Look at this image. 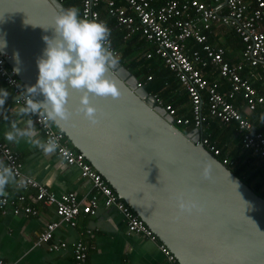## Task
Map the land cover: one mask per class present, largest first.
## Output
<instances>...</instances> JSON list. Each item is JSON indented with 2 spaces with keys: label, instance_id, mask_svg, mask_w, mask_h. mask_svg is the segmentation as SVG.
I'll list each match as a JSON object with an SVG mask.
<instances>
[{
  "label": "water",
  "instance_id": "95a60500",
  "mask_svg": "<svg viewBox=\"0 0 264 264\" xmlns=\"http://www.w3.org/2000/svg\"><path fill=\"white\" fill-rule=\"evenodd\" d=\"M57 0H0V50L23 88L37 82L36 60L52 37ZM19 53L17 65L13 54ZM108 76L118 98L90 97L99 123L74 116L57 130L175 256L177 264H264V200L201 144L198 129L182 133L174 118L118 61ZM80 93L70 90L69 108ZM43 99L42 96L37 97ZM102 114V115H100ZM209 168L210 179L202 177ZM202 211L181 212L177 197Z\"/></svg>",
  "mask_w": 264,
  "mask_h": 264
},
{
  "label": "built area",
  "instance_id": "2783aa9c",
  "mask_svg": "<svg viewBox=\"0 0 264 264\" xmlns=\"http://www.w3.org/2000/svg\"><path fill=\"white\" fill-rule=\"evenodd\" d=\"M253 2L254 7H251ZM101 11L105 12L106 18H101ZM80 15L89 20H101L106 25L108 20H114L123 32V42L139 35L149 46L144 57L159 58L174 74L188 97L190 117H178L176 109L153 95L156 106L174 118V126L198 129L200 137L197 144H201L215 158L221 155L220 149L204 137V127L211 119L221 127L234 126L242 149L264 164V122L261 120L264 116V93H259L255 87L258 84L264 90V0H81ZM214 27L229 28L240 39V62L230 63L222 46L208 43L207 33ZM190 42L199 45L200 49L190 50ZM111 48L118 60L120 53L113 47L112 40ZM208 69L216 73V79L206 73ZM0 79L11 90L13 98L24 89L1 55ZM148 81L151 77H147ZM144 85L140 81L137 83L138 88ZM222 86H226L225 91H222ZM205 108L207 115L204 114ZM257 113L259 119L254 117ZM33 119L44 140L49 135L56 136L63 149L56 155L64 160L65 165L76 167L80 176L90 181L94 193L83 200H79L74 192L56 197L46 187L26 177L17 154L0 141V161L11 166L18 176L27 181L25 187L17 188L20 191L17 197H0L3 213L8 205L12 207L13 214L31 216L37 215L33 204L53 207L58 221L45 225L38 245L52 242L60 222L75 228L79 216H95L100 207L119 211L125 219L128 234L159 241L84 156L73 149L63 132L55 127L45 128L35 117ZM65 152L68 153L66 158ZM220 162L224 166L230 164L228 158ZM30 190L35 192L26 195ZM23 202H27L26 206L19 209L16 204ZM66 246L65 242L52 243L49 250L64 249ZM159 249L170 264H177L175 256L165 245L161 243ZM72 259L73 264H89L84 242L77 241L72 245ZM0 264L12 263L0 256Z\"/></svg>",
  "mask_w": 264,
  "mask_h": 264
},
{
  "label": "clouds",
  "instance_id": "9594fccd",
  "mask_svg": "<svg viewBox=\"0 0 264 264\" xmlns=\"http://www.w3.org/2000/svg\"><path fill=\"white\" fill-rule=\"evenodd\" d=\"M49 29L53 35L51 38L43 37L46 47L36 60L37 82L30 87L25 86L23 91L12 97L15 107L11 111L15 112L16 118L10 121L9 130L4 133L6 141L14 144L23 141L45 156L63 149L55 135H49L46 140L40 137L33 117L45 128H59L74 116H83L94 126L99 123L98 110L92 106L90 97L115 99L120 95L115 82L108 76L118 60L111 48L110 29L103 21L81 18L79 9L72 6L62 8L53 17L52 26L44 30ZM6 47V41L0 40V50ZM13 59L17 65L21 63L19 53H14ZM20 70V67H15L13 72L19 74ZM70 90L81 94L79 105L74 110L69 108ZM9 95L7 90L0 89V117L6 120L8 110L4 105ZM38 96L43 97L42 101L37 99ZM261 120L264 122V116ZM67 156L65 152L64 157ZM201 174L203 179H210L207 166ZM26 183L24 177L0 161V197L8 195L6 189L25 187ZM177 206L181 212L203 210L195 202L184 201L182 196L177 197Z\"/></svg>",
  "mask_w": 264,
  "mask_h": 264
},
{
  "label": "crops",
  "instance_id": "0c3cea01",
  "mask_svg": "<svg viewBox=\"0 0 264 264\" xmlns=\"http://www.w3.org/2000/svg\"><path fill=\"white\" fill-rule=\"evenodd\" d=\"M203 1V0H201ZM218 28V27H214ZM212 31V32H211ZM209 35L215 31L211 29ZM207 33V34H208ZM226 32L214 33V41L209 44L220 45ZM208 37V36H207ZM218 42V43H217ZM220 43V44H219ZM189 49L194 50V43H189ZM147 48H145V53ZM241 49L225 53L226 59L236 64L240 62ZM213 79L216 73L211 69L206 71ZM226 90V86H222ZM0 89L7 90L10 95L5 101L8 119L0 117V141L14 151L23 165V174L44 187L56 197L74 192L79 200L87 199L94 191L89 180L83 179L76 167L65 165L56 154L45 156L39 150L30 147L23 141L19 144L5 140L4 133L9 130V124L15 119V107L12 92L0 79ZM240 102V101H239ZM259 119L258 114L255 115ZM209 126V125H208ZM37 128V127H36ZM208 127L205 126V132ZM40 137L43 139V135ZM7 197L13 198L20 191L13 187L6 189ZM27 194H33L30 190ZM27 202L16 204L20 209ZM37 215L24 213L13 214L8 205L3 213L0 209V256L12 264H73L72 245L77 241L84 242L88 250L89 264H170L161 253L159 241H151L141 235L128 234L123 215L114 208L100 207L95 216H79L75 228L60 222L54 233L52 242L37 244L40 233L49 222L58 221L53 207L33 204ZM88 231L91 233L89 234ZM65 242L66 248L49 250L52 243Z\"/></svg>",
  "mask_w": 264,
  "mask_h": 264
},
{
  "label": "trees",
  "instance_id": "16d2710c",
  "mask_svg": "<svg viewBox=\"0 0 264 264\" xmlns=\"http://www.w3.org/2000/svg\"><path fill=\"white\" fill-rule=\"evenodd\" d=\"M61 4L64 8L75 6L81 14V0H62ZM251 7H254V2ZM100 16L106 18L105 12L101 11ZM107 26L111 32L112 45L120 53L118 59L120 64L134 75L138 81L145 83L144 89L148 94L157 96L164 104L171 105L176 109L178 117H190L188 97L178 84L174 74L163 65L159 58L146 59L144 57L145 48H149L145 40L139 35H135L127 42H123L121 38L123 32L117 27L115 21L108 20ZM214 29L215 31L211 35L207 34L208 40L214 41V33L216 32L227 31L223 37L224 41L221 44L219 43L225 49V53L239 48L242 50L240 39L231 29L226 27L212 28V30ZM194 45L195 49H200L199 45ZM147 77H151V81L146 82ZM255 87L259 90V93H264V90L260 89L258 84H255ZM204 114L207 115L206 108ZM208 125L203 135L208 137L220 149L221 155L216 158L220 161L228 158L230 164L226 167L264 200V164L252 158L249 153L242 149L240 138L236 134L234 126L221 127L214 119H211ZM176 127L180 131L183 128L182 133H188L192 129L191 126Z\"/></svg>",
  "mask_w": 264,
  "mask_h": 264
},
{
  "label": "rangeland",
  "instance_id": "374dc122",
  "mask_svg": "<svg viewBox=\"0 0 264 264\" xmlns=\"http://www.w3.org/2000/svg\"><path fill=\"white\" fill-rule=\"evenodd\" d=\"M184 129L183 128H181V131H183Z\"/></svg>",
  "mask_w": 264,
  "mask_h": 264
}]
</instances>
